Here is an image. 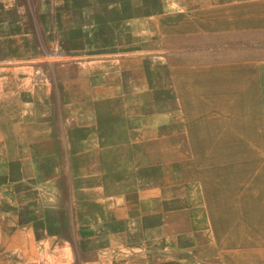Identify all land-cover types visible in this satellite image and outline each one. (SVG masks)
I'll return each instance as SVG.
<instances>
[{"label":"rangeland","instance_id":"1","mask_svg":"<svg viewBox=\"0 0 264 264\" xmlns=\"http://www.w3.org/2000/svg\"><path fill=\"white\" fill-rule=\"evenodd\" d=\"M243 1L241 35L196 45L178 68L94 80L64 70L89 58L58 42L18 62L31 67L18 102L0 105V264H264V0ZM140 225L200 234L145 254L129 237Z\"/></svg>","mask_w":264,"mask_h":264},{"label":"crops","instance_id":"2","mask_svg":"<svg viewBox=\"0 0 264 264\" xmlns=\"http://www.w3.org/2000/svg\"><path fill=\"white\" fill-rule=\"evenodd\" d=\"M243 3V0H0V105L14 104L8 99L18 102L19 84L24 85L18 82L19 68H31L18 62L41 56L53 42H58L66 56L89 58L71 62V68L64 67L66 72L82 68L83 74L94 80L102 71L97 68H178L180 64L187 65L184 61L189 57L193 62L196 45L234 38L235 19L242 13L240 9L247 7ZM237 31L241 35V28ZM151 42L158 46L150 48L154 46ZM151 51H155L153 55L149 54ZM101 55L117 57L100 60ZM132 56L138 57L142 66L131 64ZM6 76L8 81L3 80ZM28 81L27 86L33 88L34 80ZM43 84L50 96L49 82ZM34 98V94L27 97L30 113L35 111ZM25 113L29 114V109ZM131 234L132 245L146 254L150 248L161 250L165 239L180 242L186 249L194 248L200 231L178 226L168 232L164 225H140ZM186 254L194 252L187 250ZM161 258L156 264H207L210 260L196 256L164 263Z\"/></svg>","mask_w":264,"mask_h":264},{"label":"bare ground","instance_id":"3","mask_svg":"<svg viewBox=\"0 0 264 264\" xmlns=\"http://www.w3.org/2000/svg\"><path fill=\"white\" fill-rule=\"evenodd\" d=\"M243 200H246V196H240V197H239V203H240V204H242V201H243ZM246 201H247V202L249 201L251 204L255 203L253 200H248V198H247ZM246 201H245V204H244V205L248 204ZM227 203H228V202H227ZM239 203H238V204H239ZM254 212H255V211H254ZM253 221H254V220H253ZM237 256H238V255H237ZM235 257H236V256H235ZM253 257H254V256H253ZM232 258H233V257H232ZM239 258H240V257H239ZM233 259H234V258H233ZM244 259H245V258H244ZM244 259H243V260H244ZM249 261H250V260H249ZM257 262H258V261H257Z\"/></svg>","mask_w":264,"mask_h":264}]
</instances>
